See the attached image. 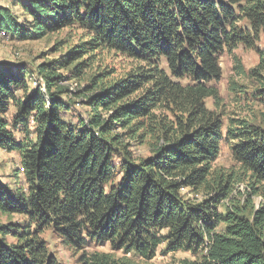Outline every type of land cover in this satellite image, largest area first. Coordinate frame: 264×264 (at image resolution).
<instances>
[{
  "label": "trees",
  "instance_id": "trees-1",
  "mask_svg": "<svg viewBox=\"0 0 264 264\" xmlns=\"http://www.w3.org/2000/svg\"><path fill=\"white\" fill-rule=\"evenodd\" d=\"M61 31L79 39L62 61L40 66L48 90L69 61L73 75L108 54L129 70L97 84L87 120L74 122L55 94L46 101L29 89L28 70L0 66V150L18 158L13 178L0 176V214L21 217L0 222V264H62L46 232L78 254L76 264H138L161 246L189 254L177 264H264V128L228 119L215 85L223 54L254 50L248 71L233 58L241 81L227 90L239 103L264 104V0L0 6V39ZM223 144L229 167L216 164Z\"/></svg>",
  "mask_w": 264,
  "mask_h": 264
},
{
  "label": "rangeland",
  "instance_id": "rangeland-1",
  "mask_svg": "<svg viewBox=\"0 0 264 264\" xmlns=\"http://www.w3.org/2000/svg\"><path fill=\"white\" fill-rule=\"evenodd\" d=\"M0 6H12V0H0ZM20 18L19 13L16 14ZM71 40L67 31L59 33H51L40 40L19 42L12 38L0 39V66L5 65L16 69L22 66L29 71L30 78L27 79L29 89L32 90L35 86L40 88L42 94L45 96L46 101H50V94H55L56 100L64 104L67 108L65 116H69V120L75 122L76 117L87 120L91 113L87 106V99L95 95L98 86H105L111 83H116L123 78L124 74L129 70V64L121 59L108 54L105 55L100 62H96L89 67L83 69L79 75H73L71 70L76 64L69 61L64 67H60L57 75L64 76L63 80L56 83L50 90L46 88L45 82L38 74L41 65L52 62L62 61V59L71 51L73 44H76L79 33H70ZM260 43L257 48L259 51L264 52V33L260 34ZM237 58L241 61L243 68L248 71L257 66L259 61V54L254 50L244 49L239 46L231 54L225 53L221 56L222 77L215 85L219 88L220 94L223 97L224 111L226 117L238 119L247 118L256 125L264 128V104L256 102L252 98L248 102H237V98L233 94H229L227 86L229 81L235 77L233 71L234 61ZM73 64H72V63ZM71 64V65H70ZM106 71L105 74H101ZM114 72L111 76L107 74ZM234 81L241 79L236 78ZM245 83V82H244ZM245 84H255L247 81ZM249 95L251 93H248ZM209 108L212 109L211 102H208ZM11 113L7 118L10 119ZM226 118V119H227ZM18 164V158L14 154H8L0 150V176L1 178H13L14 168ZM218 166L229 167L232 165L231 154L225 144L221 146V152L216 162ZM244 190V185L240 186V191ZM256 201V198L254 199ZM21 220L18 216H4L0 214V222L6 223L8 221L16 222ZM42 238L47 241L49 250L57 256L62 264H76L78 254L64 249L59 240L46 232ZM99 250L108 251L107 247L99 248ZM190 257L187 253L164 252V246L159 247L155 257L147 262L139 261L138 264H177L178 260Z\"/></svg>",
  "mask_w": 264,
  "mask_h": 264
}]
</instances>
